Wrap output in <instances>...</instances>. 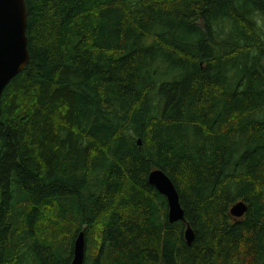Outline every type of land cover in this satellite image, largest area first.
<instances>
[{
	"label": "trees",
	"instance_id": "obj_1",
	"mask_svg": "<svg viewBox=\"0 0 264 264\" xmlns=\"http://www.w3.org/2000/svg\"><path fill=\"white\" fill-rule=\"evenodd\" d=\"M25 1L29 61L0 98V264H70L80 231L83 264H264V0Z\"/></svg>",
	"mask_w": 264,
	"mask_h": 264
},
{
	"label": "water",
	"instance_id": "obj_2",
	"mask_svg": "<svg viewBox=\"0 0 264 264\" xmlns=\"http://www.w3.org/2000/svg\"><path fill=\"white\" fill-rule=\"evenodd\" d=\"M27 6L25 0H0V98L7 84L23 70L29 61L27 27ZM138 144L141 145L140 139ZM148 181L165 196L170 222L184 220L178 191L170 177L160 168L149 172ZM248 210L244 200L233 203L230 214L243 217ZM185 240L191 243L194 233L189 225L184 232ZM85 259V237L80 231L73 244L70 264H83Z\"/></svg>",
	"mask_w": 264,
	"mask_h": 264
}]
</instances>
